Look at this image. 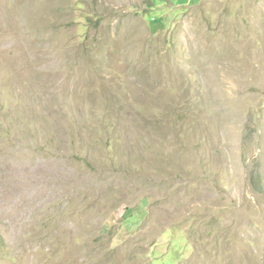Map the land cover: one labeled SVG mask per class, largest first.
<instances>
[{"label":"rangeland","instance_id":"1","mask_svg":"<svg viewBox=\"0 0 264 264\" xmlns=\"http://www.w3.org/2000/svg\"><path fill=\"white\" fill-rule=\"evenodd\" d=\"M0 264H264V0H0Z\"/></svg>","mask_w":264,"mask_h":264},{"label":"trees","instance_id":"2","mask_svg":"<svg viewBox=\"0 0 264 264\" xmlns=\"http://www.w3.org/2000/svg\"><path fill=\"white\" fill-rule=\"evenodd\" d=\"M257 177L259 178L260 177V174H257Z\"/></svg>","mask_w":264,"mask_h":264}]
</instances>
